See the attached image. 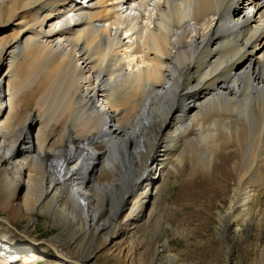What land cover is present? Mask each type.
Instances as JSON below:
<instances>
[{
	"label": "bare ground",
	"instance_id": "obj_1",
	"mask_svg": "<svg viewBox=\"0 0 264 264\" xmlns=\"http://www.w3.org/2000/svg\"><path fill=\"white\" fill-rule=\"evenodd\" d=\"M246 137L264 141V0H0V264H35L11 221L38 216L75 237L45 243L56 264L94 256L81 239L130 259L110 245L157 191V149L197 173ZM243 169L232 226L262 178Z\"/></svg>",
	"mask_w": 264,
	"mask_h": 264
},
{
	"label": "rangeland",
	"instance_id": "obj_2",
	"mask_svg": "<svg viewBox=\"0 0 264 264\" xmlns=\"http://www.w3.org/2000/svg\"><path fill=\"white\" fill-rule=\"evenodd\" d=\"M33 108L31 104L29 109ZM238 141L242 142L240 145L244 144L235 155L234 167L231 157L222 153L218 156L220 159L215 160L216 163L197 173L192 172L187 157L179 149L169 148L166 155H163L164 148L157 149L155 159L162 162L160 167L163 170L160 178L155 175L158 179L157 191L143 205V216L125 236V240L110 245V253L114 255L129 247L131 258L124 256V259L117 260L111 254L100 251V242L89 245L86 239H81L79 242L85 246L84 251L94 255L86 258L85 264H263L264 141L261 140V145L260 142L249 141L247 137ZM249 143L251 147L247 148ZM225 155L228 157H223ZM171 166L176 167L178 172ZM240 166L246 175L262 178L259 184L255 182L249 185L254 188L252 201L248 205L250 208H247L250 212L247 210L248 215L243 212V220L239 217V221H233L232 226L230 222L237 211L231 217L230 206L234 204L236 210L242 211L240 199L245 193V188L237 184ZM140 191L144 192L142 189ZM3 219H6V214L0 211V220ZM19 219L11 223L19 232L30 231L28 236L34 240V244L28 256L36 260L35 264H56V255L45 244L50 238L59 236L63 241L75 240L73 234L66 233L43 216H38L33 224ZM96 220L97 223H106L108 213H103ZM234 224L239 227L238 230H234ZM21 258L20 264L31 261L24 256Z\"/></svg>",
	"mask_w": 264,
	"mask_h": 264
},
{
	"label": "water",
	"instance_id": "obj_3",
	"mask_svg": "<svg viewBox=\"0 0 264 264\" xmlns=\"http://www.w3.org/2000/svg\"><path fill=\"white\" fill-rule=\"evenodd\" d=\"M264 264V263H263Z\"/></svg>",
	"mask_w": 264,
	"mask_h": 264
}]
</instances>
